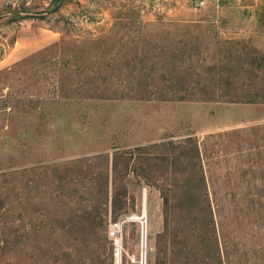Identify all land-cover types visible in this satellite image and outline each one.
<instances>
[{"label": "rangeland", "instance_id": "rangeland-1", "mask_svg": "<svg viewBox=\"0 0 264 264\" xmlns=\"http://www.w3.org/2000/svg\"><path fill=\"white\" fill-rule=\"evenodd\" d=\"M0 58V264H264V0H0Z\"/></svg>", "mask_w": 264, "mask_h": 264}, {"label": "built area", "instance_id": "built-area-1", "mask_svg": "<svg viewBox=\"0 0 264 264\" xmlns=\"http://www.w3.org/2000/svg\"><path fill=\"white\" fill-rule=\"evenodd\" d=\"M127 220H129V218H121V219L112 221L109 225L108 232H109L110 238L113 240L115 249H122L124 224Z\"/></svg>", "mask_w": 264, "mask_h": 264}, {"label": "bare ground", "instance_id": "bare-ground-1", "mask_svg": "<svg viewBox=\"0 0 264 264\" xmlns=\"http://www.w3.org/2000/svg\"><path fill=\"white\" fill-rule=\"evenodd\" d=\"M145 214V213H144ZM138 218L137 216H133V219ZM148 237V236H147ZM143 241V240H142ZM145 241V240H144ZM144 243V242H143ZM145 244V243H144ZM143 246V245H142ZM144 247V246H143ZM143 253V252H142Z\"/></svg>", "mask_w": 264, "mask_h": 264}, {"label": "trees", "instance_id": "trees-1", "mask_svg": "<svg viewBox=\"0 0 264 264\" xmlns=\"http://www.w3.org/2000/svg\"><path fill=\"white\" fill-rule=\"evenodd\" d=\"M1 59V58H0Z\"/></svg>", "mask_w": 264, "mask_h": 264}]
</instances>
